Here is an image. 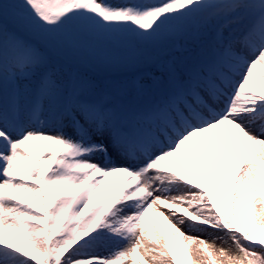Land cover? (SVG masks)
Wrapping results in <instances>:
<instances>
[{"label": "snow or ice", "instance_id": "6c2138e0", "mask_svg": "<svg viewBox=\"0 0 264 264\" xmlns=\"http://www.w3.org/2000/svg\"><path fill=\"white\" fill-rule=\"evenodd\" d=\"M0 264H264V0H0Z\"/></svg>", "mask_w": 264, "mask_h": 264}, {"label": "rangeland", "instance_id": "374dc122", "mask_svg": "<svg viewBox=\"0 0 264 264\" xmlns=\"http://www.w3.org/2000/svg\"><path fill=\"white\" fill-rule=\"evenodd\" d=\"M217 245H218V246L220 245V242H219V241H217Z\"/></svg>", "mask_w": 264, "mask_h": 264}]
</instances>
